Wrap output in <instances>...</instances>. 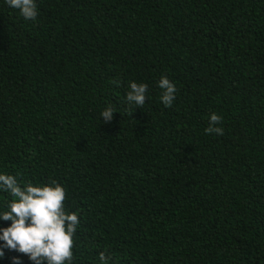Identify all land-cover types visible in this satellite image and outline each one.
<instances>
[{
    "label": "trees",
    "instance_id": "16d2710c",
    "mask_svg": "<svg viewBox=\"0 0 264 264\" xmlns=\"http://www.w3.org/2000/svg\"><path fill=\"white\" fill-rule=\"evenodd\" d=\"M37 5L0 0V172L66 187L73 264H264V0ZM130 81L149 86L134 112Z\"/></svg>",
    "mask_w": 264,
    "mask_h": 264
},
{
    "label": "clouds",
    "instance_id": "9594fccd",
    "mask_svg": "<svg viewBox=\"0 0 264 264\" xmlns=\"http://www.w3.org/2000/svg\"><path fill=\"white\" fill-rule=\"evenodd\" d=\"M7 7L18 10L27 21L38 18L37 0H4ZM161 90L160 100L165 107H172L178 91L167 76H161L157 83ZM148 84L129 82L126 101L129 110L143 108L148 99ZM117 113L111 105L101 111L100 117L111 122ZM223 117L212 114L208 134L223 135ZM0 193L11 197L0 205V222H11L0 227V259L4 248L27 254L34 264H73L74 238L80 225L78 213L68 212L65 207L67 189L59 182L21 183L18 176L0 172ZM100 264H112V258L100 254ZM17 264L19 262L17 261Z\"/></svg>",
    "mask_w": 264,
    "mask_h": 264
}]
</instances>
